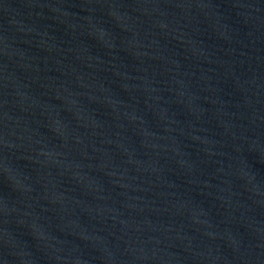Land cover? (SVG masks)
<instances>
[{"label":"water","instance_id":"water-1","mask_svg":"<svg viewBox=\"0 0 264 264\" xmlns=\"http://www.w3.org/2000/svg\"><path fill=\"white\" fill-rule=\"evenodd\" d=\"M264 113V0H0V219Z\"/></svg>","mask_w":264,"mask_h":264}]
</instances>
